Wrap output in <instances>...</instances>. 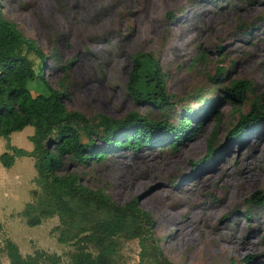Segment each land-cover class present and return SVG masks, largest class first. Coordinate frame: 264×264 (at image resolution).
Returning a JSON list of instances; mask_svg holds the SVG:
<instances>
[{
	"label": "rangeland",
	"instance_id": "374dc122",
	"mask_svg": "<svg viewBox=\"0 0 264 264\" xmlns=\"http://www.w3.org/2000/svg\"><path fill=\"white\" fill-rule=\"evenodd\" d=\"M0 3L4 15L47 55L43 74L53 88L68 94V110L120 121L137 111L152 121L177 124L184 104L198 108L205 102L200 96L216 99L215 113L175 146L123 148L100 162L69 164L61 173L79 174L87 187L102 189L120 205L137 198L153 216L164 254L174 264H264V205L247 201L264 191V122L243 139L230 135L255 100L264 105V0ZM139 53H153L160 61L174 102L171 109L138 103L129 94V75ZM29 56L40 74L41 59ZM219 68L223 73L214 79ZM239 80L250 81L254 89L237 109L227 89ZM29 87L33 95L49 93L39 80ZM82 140L88 142L85 136ZM211 144L218 152L208 159ZM173 164L178 168L172 171ZM30 171L0 180V208L7 213L0 221V254L8 257L11 240L24 257L45 250L60 256L58 264H71L90 224L72 226L56 213L30 226L26 205L38 201ZM35 188L41 192L39 185ZM181 211H187L183 218L194 229L189 247L179 243ZM209 236L228 245L229 255L218 257ZM119 243L115 264L138 263V239L120 238ZM87 249L98 252L93 245Z\"/></svg>",
	"mask_w": 264,
	"mask_h": 264
},
{
	"label": "trees",
	"instance_id": "16d2710c",
	"mask_svg": "<svg viewBox=\"0 0 264 264\" xmlns=\"http://www.w3.org/2000/svg\"><path fill=\"white\" fill-rule=\"evenodd\" d=\"M31 53L41 59L40 74L35 70ZM46 59L37 41L26 37L4 15L0 3V137L8 142V151L0 160L3 166L10 168L17 156L35 158V182L41 192L33 190L37 204L31 201L26 205L28 224L37 226L43 217L56 213L72 226L82 228L89 223V233L81 236L83 242H79L71 264H115L120 238L138 239L141 250L136 264H174L164 254L161 239L154 230L153 216L139 206L137 198L117 204L102 189L87 187L79 174L61 172L69 164L84 166L100 162L123 148L175 146L215 113L218 101L207 100L202 95L199 99L205 101L204 105L196 108L184 104L177 124L167 119L152 121L137 111L130 112L121 121L105 114L89 118L80 111L66 108L64 99L68 94L53 88L43 74ZM218 71L214 79L223 73L221 68ZM38 80L48 94H32L29 84ZM127 89L138 103L162 107L165 111L174 103L167 92L166 74L153 53L134 56ZM253 89L248 80L234 81L227 89V98L238 109ZM263 122L264 105L257 99L251 111L241 115L230 135L232 139H243ZM27 126L35 128L30 137L33 150L11 146L10 135ZM83 136L87 143L82 140ZM217 152L211 144L208 159L215 158ZM247 201L251 206H263L264 191H256ZM89 245L97 248V254L87 249ZM6 252L10 264H58L61 259L45 250H36L34 255L24 257L11 240L7 241Z\"/></svg>",
	"mask_w": 264,
	"mask_h": 264
},
{
	"label": "crops",
	"instance_id": "0c3cea01",
	"mask_svg": "<svg viewBox=\"0 0 264 264\" xmlns=\"http://www.w3.org/2000/svg\"><path fill=\"white\" fill-rule=\"evenodd\" d=\"M35 132V128L33 126H27L25 127L22 131H15L10 135V144L11 146L15 147V148H20V149H24L26 151H32L33 150V143L30 140V137L34 134ZM26 136V137H25ZM7 140L3 137H0V156L8 151L7 150ZM10 153H13V151H9ZM35 167V158L32 156H17L15 159V163L12 167L7 168L5 166H3L1 160H0V180L1 179H5L7 180L8 177L10 176V174L14 173V176H18L19 175V171H22L24 169L27 168H31V175H30V179L32 181L33 185V189H37L35 188V178L37 177V169L36 172L34 170ZM4 210H2V208H0V221H2L1 219L3 217H5L7 215V213L4 215L2 212ZM12 212H10L9 214H11ZM2 223V222H0ZM0 260L3 261V264H10L8 261V257H3L0 254Z\"/></svg>",
	"mask_w": 264,
	"mask_h": 264
},
{
	"label": "bare ground",
	"instance_id": "6f19581e",
	"mask_svg": "<svg viewBox=\"0 0 264 264\" xmlns=\"http://www.w3.org/2000/svg\"><path fill=\"white\" fill-rule=\"evenodd\" d=\"M178 165L173 164V166L170 168H172L173 170H176L178 167ZM187 213V211H181L179 213L180 216H182V218H180L179 220H177L180 224L179 226V243L183 246V247H189L191 245L194 244L195 242V234H194V229H192L190 227V225L188 224V221H186V218H183V215H185ZM171 219H174L173 217ZM208 242L211 243V245L213 246V250L216 252V255L218 257H222L225 258L227 255H229V250L230 247L224 243L221 242V240L215 239V237L213 236H209L208 238ZM212 250V251H213ZM211 251V250H210ZM213 254V252H212Z\"/></svg>",
	"mask_w": 264,
	"mask_h": 264
}]
</instances>
